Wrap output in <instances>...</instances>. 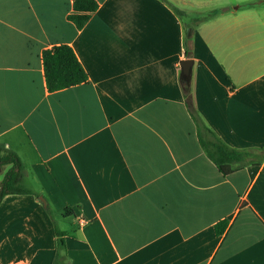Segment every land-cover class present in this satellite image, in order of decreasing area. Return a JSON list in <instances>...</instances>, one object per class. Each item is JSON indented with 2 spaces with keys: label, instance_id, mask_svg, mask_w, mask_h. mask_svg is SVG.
<instances>
[{
  "label": "crops",
  "instance_id": "0c3cea01",
  "mask_svg": "<svg viewBox=\"0 0 264 264\" xmlns=\"http://www.w3.org/2000/svg\"><path fill=\"white\" fill-rule=\"evenodd\" d=\"M74 1L0 0V145L35 193L0 204V264H54L56 228L64 264H264V0H96L82 30ZM62 45L89 79L51 92Z\"/></svg>",
  "mask_w": 264,
  "mask_h": 264
},
{
  "label": "trees",
  "instance_id": "16d2710c",
  "mask_svg": "<svg viewBox=\"0 0 264 264\" xmlns=\"http://www.w3.org/2000/svg\"><path fill=\"white\" fill-rule=\"evenodd\" d=\"M99 4L96 0H75L73 13L68 19L74 23L78 30H82L90 21L92 15L98 10ZM190 57L189 53H186ZM44 65L48 89L51 92L63 90L88 82V75L71 47L62 45L44 52ZM181 85L184 97L190 110L192 118L196 122L199 131L200 143L208 157L218 166L224 174H230L233 170L231 164L238 160L242 153L229 148L217 136L208 129L198 117L193 107L191 89V76L181 77ZM10 165L6 172L0 188V204L8 195H33L32 190L23 185L24 166L20 158L13 152L6 150L0 145V166ZM65 215H72L71 209H65ZM227 227L224 221L216 226L218 234H222ZM58 237V251L54 264H64L63 253L65 242L63 233L56 228Z\"/></svg>",
  "mask_w": 264,
  "mask_h": 264
},
{
  "label": "water",
  "instance_id": "95a60500",
  "mask_svg": "<svg viewBox=\"0 0 264 264\" xmlns=\"http://www.w3.org/2000/svg\"><path fill=\"white\" fill-rule=\"evenodd\" d=\"M192 66L193 61L192 60H184L181 64L182 69V76L190 77L192 73Z\"/></svg>",
  "mask_w": 264,
  "mask_h": 264
}]
</instances>
